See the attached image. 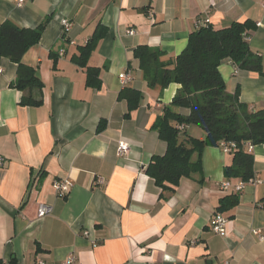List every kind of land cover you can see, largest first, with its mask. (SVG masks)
<instances>
[{
    "label": "crops",
    "instance_id": "obj_1",
    "mask_svg": "<svg viewBox=\"0 0 264 264\" xmlns=\"http://www.w3.org/2000/svg\"><path fill=\"white\" fill-rule=\"evenodd\" d=\"M263 3L0 0V24L9 19L34 28L48 20L38 43L21 59L42 81L40 105L20 104L22 92L11 86L17 64L0 58L3 264H63L69 254L73 264H264V238L254 233L264 231V146L253 145L252 181L237 192L238 204L221 212L228 218L221 236L210 227L211 217L241 181L224 176L231 156L220 146L204 148L202 171L162 194L145 169L153 155L165 152L153 125L179 84L149 86L133 54L139 45L159 49L160 60L172 67L191 31L206 22L225 27L249 19L256 29L248 42L261 56V72L236 69L228 59L219 71L226 90H237L240 102L252 110L264 108ZM62 19L71 22L69 30ZM98 26L106 27V33L86 61L98 69L100 87L95 88L86 84V66L76 58ZM123 72L129 77L126 84L119 78ZM135 91L138 106L129 111L127 99ZM187 131L204 135L197 126ZM120 141L128 144L123 155L116 153ZM61 178L72 183L63 198L53 187ZM225 180L227 190L221 187ZM40 203L51 206L48 215L38 216Z\"/></svg>",
    "mask_w": 264,
    "mask_h": 264
},
{
    "label": "trees",
    "instance_id": "obj_2",
    "mask_svg": "<svg viewBox=\"0 0 264 264\" xmlns=\"http://www.w3.org/2000/svg\"><path fill=\"white\" fill-rule=\"evenodd\" d=\"M47 21L34 28L20 27L9 19L0 24V58L17 64V76L11 86L22 92V105L42 103V81L36 70L24 65L21 59L28 48L38 43ZM255 29L256 23L249 19L225 27L205 23L189 33L186 47L175 57L172 67L160 60L159 49L146 45L134 49V57L139 60L149 86L179 84L171 102L163 107L153 125L166 144L165 152L153 155L145 169L162 194L173 192L181 178L201 172L204 148L220 146L222 141L234 144L228 152L231 163L224 167V176L241 181L252 179L253 157L246 150V144L264 146V108L249 109L239 101L237 90L228 92L219 66L228 59L236 69L261 72V56L248 42ZM105 33L106 27L98 26L88 42L79 47L76 62L80 66H86L89 53ZM53 58L55 64L56 57ZM152 67L155 72L150 74ZM86 84L100 87L98 69L86 66ZM139 96L135 91L127 99L129 111L137 108ZM191 125L199 127L203 137L190 135L187 127ZM238 202V193L231 192L221 198L217 211L225 212ZM0 264H3L1 258Z\"/></svg>",
    "mask_w": 264,
    "mask_h": 264
},
{
    "label": "built area",
    "instance_id": "obj_3",
    "mask_svg": "<svg viewBox=\"0 0 264 264\" xmlns=\"http://www.w3.org/2000/svg\"><path fill=\"white\" fill-rule=\"evenodd\" d=\"M19 2H21L22 0H18ZM263 7H264V3H263ZM207 23V22H206ZM61 24L63 26V28L65 29V31L69 30L70 26H71V22L68 21L67 19H62L61 20ZM205 24V23H204ZM129 34H133L134 31L132 29L128 30ZM119 78L121 79L122 84H126V82L129 80V77L126 73H120L119 74ZM232 146H234V144H227L226 142L222 141L220 143V147H222L223 151L228 153L230 151V149L232 148ZM253 148V144L248 142L246 144V150L248 152H251ZM128 151V144L124 141H120L117 145V150L116 153L117 155H123ZM2 162V158L0 157V163ZM252 181V179L248 180V181H240L237 184L234 185V191L239 192L242 190V188L244 187V185L249 182ZM99 182H102V178H99ZM71 181L69 179H56L54 180L53 183V187L55 190V194L58 197H65L70 189H71ZM222 189L227 190L230 187V182L225 180L222 182L221 184ZM52 208L51 206H49L48 204L45 203H40L38 208H37V214L40 217H43L45 215H48L51 212ZM228 222V218L226 216H224L221 212L216 211L215 213H213L211 220H210V227L212 228V230L218 234H220L221 236H224L226 234V224ZM254 233L258 236L259 239H263L264 238V231L261 230H255ZM85 234L88 235V231H85ZM96 241H94L93 239H91V244L95 245ZM74 255L73 254H69L67 256V258L64 260L63 264H73L74 262ZM37 264H46L43 260H39L37 262ZM220 264H229L228 261H223Z\"/></svg>",
    "mask_w": 264,
    "mask_h": 264
}]
</instances>
